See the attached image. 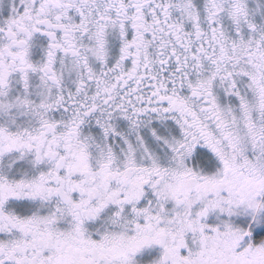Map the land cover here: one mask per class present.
Wrapping results in <instances>:
<instances>
[{
  "label": "snow or ice",
  "instance_id": "1",
  "mask_svg": "<svg viewBox=\"0 0 264 264\" xmlns=\"http://www.w3.org/2000/svg\"><path fill=\"white\" fill-rule=\"evenodd\" d=\"M0 264H264V0H0Z\"/></svg>",
  "mask_w": 264,
  "mask_h": 264
}]
</instances>
